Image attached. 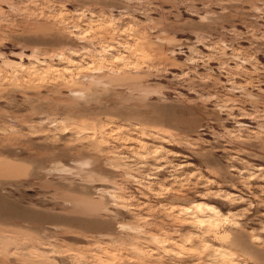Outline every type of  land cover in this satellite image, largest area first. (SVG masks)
Wrapping results in <instances>:
<instances>
[{
  "label": "rangeland",
  "instance_id": "obj_1",
  "mask_svg": "<svg viewBox=\"0 0 264 264\" xmlns=\"http://www.w3.org/2000/svg\"><path fill=\"white\" fill-rule=\"evenodd\" d=\"M0 264H264V0H0Z\"/></svg>",
  "mask_w": 264,
  "mask_h": 264
},
{
  "label": "bare ground",
  "instance_id": "obj_2",
  "mask_svg": "<svg viewBox=\"0 0 264 264\" xmlns=\"http://www.w3.org/2000/svg\"><path fill=\"white\" fill-rule=\"evenodd\" d=\"M245 117H246V116H245ZM207 209H208V211H209V210H212V208H211V207H209V208H207Z\"/></svg>",
  "mask_w": 264,
  "mask_h": 264
}]
</instances>
